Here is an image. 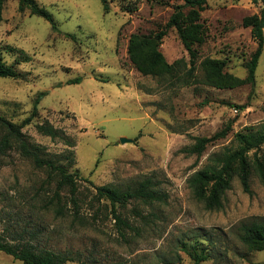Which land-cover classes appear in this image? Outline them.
Listing matches in <instances>:
<instances>
[{"label":"rangeland","instance_id":"1","mask_svg":"<svg viewBox=\"0 0 264 264\" xmlns=\"http://www.w3.org/2000/svg\"><path fill=\"white\" fill-rule=\"evenodd\" d=\"M36 1L53 15L56 30L46 19L20 11L19 0L5 4L0 56L20 77H0V114L21 123L45 92L38 117L24 128L32 141L51 155L73 151L70 171L95 185L127 189L151 177L167 198L149 207L137 201L118 207L139 229L127 231L124 239L108 212L111 205L105 200L90 204L95 190L85 180L81 190L88 198L81 211L88 224L72 216L57 218L46 206L53 196L46 173L13 151L0 170V238L26 239L54 251L79 250L97 264H194L183 245L202 252L201 264H264V251L250 252L239 239L243 224L264 218V185L257 174L251 193L235 176L219 210H208L191 184L198 171L235 148L237 133L264 123V51L253 86L170 87L132 67L128 41L133 33L164 28L185 0H130L137 2L132 12L121 9V0H110L108 14L100 0ZM262 7L251 0H210L201 13L207 39L199 47V63L206 57L223 59L227 72L245 78L257 42L243 20ZM161 50L169 63L190 59L174 29ZM45 122L63 137L39 133L36 124ZM228 125V136L209 144L201 157L185 152L197 138ZM123 138L131 142L122 143ZM133 211H153L159 219L144 225ZM0 264L21 262L0 251Z\"/></svg>","mask_w":264,"mask_h":264},{"label":"trees","instance_id":"2","mask_svg":"<svg viewBox=\"0 0 264 264\" xmlns=\"http://www.w3.org/2000/svg\"><path fill=\"white\" fill-rule=\"evenodd\" d=\"M8 0H0V20H2L5 4ZM104 12H111L110 0H100ZM159 1V0H156ZM210 0H185V4L176 8L169 21L162 29L150 33H133L128 41V62L143 76L158 79L167 86L190 87L197 84L214 87L217 89H235L247 84L256 83V72L259 61L264 51V0H251L253 3H262L259 14L247 16L243 20V26L251 28L252 35L257 42V49L247 63V76L240 78L226 71V61L223 59L206 57L200 63L201 47L207 39V28L202 22L201 13L206 9ZM137 2L121 0V9L132 12L136 9ZM20 11L28 10L30 15H36L49 21L53 29L57 25L53 15L40 5L36 0H19ZM174 29L184 47L189 53L190 59H178L169 63L161 46L169 31ZM74 38L73 35H67ZM199 69L202 74L199 75ZM201 76V77H200ZM0 77L17 79L20 73L13 65H8L0 56ZM73 81V82H78ZM46 95L39 93L33 104L32 111L21 123H16L0 114V170L8 163V158L13 151L22 158L32 162L36 169L46 173L45 183L53 188V196L49 198L46 206L53 207L57 218L73 217L74 222L88 224L82 215V205L88 198V193L81 190V181H87L95 190L90 204L102 200L107 201L112 211H108L115 219L120 236L127 237V231H139L130 220L123 217L118 207H124L131 201L140 202L146 206L155 203H164L167 196L160 192L158 183L148 177L135 187L120 189L111 184L95 185L88 179H83L78 172H71L70 168L75 162L73 151L63 155H51L46 148L31 140L24 128L31 125L39 115V104ZM39 133L52 139L62 138L63 132L49 122L36 124ZM232 126L228 125L211 137L196 139V143L185 149L188 154L201 157L212 142L224 139L231 132ZM237 145L235 148H227L223 155L215 160L214 165L198 171L192 179V186L196 196L205 202L208 210H219L223 207V197L231 188L233 178L238 176L245 192L251 193V178L255 173L264 185V123L247 128L245 132L236 134ZM73 146L72 142L67 143ZM67 161V163H64ZM87 191H89L87 189ZM102 207V205H101ZM73 210V211H72ZM104 212V211H103ZM107 212V211H106ZM144 225L154 223L159 219L153 211H133ZM239 239L250 252L264 251V218L254 219L243 224L239 228ZM194 260V264H201L205 257L194 248L189 251L186 245L182 247ZM0 251L12 256L21 264H67L76 262L79 264H97L91 257L84 259L81 251L67 249L54 251L40 248L30 240L0 238Z\"/></svg>","mask_w":264,"mask_h":264},{"label":"water","instance_id":"3","mask_svg":"<svg viewBox=\"0 0 264 264\" xmlns=\"http://www.w3.org/2000/svg\"><path fill=\"white\" fill-rule=\"evenodd\" d=\"M125 142H131V141L128 140V139L123 138V139H122V143H125Z\"/></svg>","mask_w":264,"mask_h":264}]
</instances>
